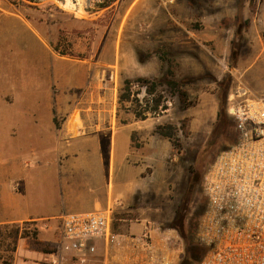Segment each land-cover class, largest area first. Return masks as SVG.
Instances as JSON below:
<instances>
[{
  "label": "rangeland",
  "instance_id": "obj_1",
  "mask_svg": "<svg viewBox=\"0 0 264 264\" xmlns=\"http://www.w3.org/2000/svg\"><path fill=\"white\" fill-rule=\"evenodd\" d=\"M107 1L0 0V191H19L16 173L28 167L29 149L14 146L21 127L42 133L45 111L59 126L60 110L72 108L97 109L105 119L116 108L127 118L154 104L142 98L141 105L136 78H165L170 66L194 104L183 108L165 84L153 93L162 96L154 112L173 127L182 153L145 221L185 251L198 244L204 173L236 139L227 97L239 81L264 82V0ZM120 93L128 98L119 101Z\"/></svg>",
  "mask_w": 264,
  "mask_h": 264
},
{
  "label": "crops",
  "instance_id": "obj_2",
  "mask_svg": "<svg viewBox=\"0 0 264 264\" xmlns=\"http://www.w3.org/2000/svg\"><path fill=\"white\" fill-rule=\"evenodd\" d=\"M4 47L0 45V50ZM244 85L252 95L264 96V82ZM60 112L66 118L57 126L53 114L45 111L42 133L29 126L20 128L14 146L29 149L28 167H19L16 173L19 191H0V224L19 223L26 230L34 226L37 238L57 246L63 213L109 209L110 241L92 240L95 251L83 264H107L120 246L136 252L131 238L143 243L149 237L159 245L160 237L145 217L150 207L157 206L159 191H169L168 173L179 170L176 161L182 153L156 131L162 124L159 114L148 112L141 119L128 110V117L122 118V110L115 108L105 119L97 109ZM55 256L31 246L29 237H19L12 264H53ZM71 258L66 254L62 264H71Z\"/></svg>",
  "mask_w": 264,
  "mask_h": 264
},
{
  "label": "built area",
  "instance_id": "obj_3",
  "mask_svg": "<svg viewBox=\"0 0 264 264\" xmlns=\"http://www.w3.org/2000/svg\"><path fill=\"white\" fill-rule=\"evenodd\" d=\"M139 86L144 106L154 94L147 92L146 84ZM226 111L236 139L217 152L203 176L206 204L195 238L204 253L190 264H264V96L252 95L239 81L227 97ZM60 219L61 240L53 264H62L69 253L71 264H83L95 251L92 240L110 241L109 209L63 213ZM161 238L159 245L149 237L143 243L131 238L137 251L119 245L107 264H178L184 251Z\"/></svg>",
  "mask_w": 264,
  "mask_h": 264
},
{
  "label": "trees",
  "instance_id": "obj_4",
  "mask_svg": "<svg viewBox=\"0 0 264 264\" xmlns=\"http://www.w3.org/2000/svg\"><path fill=\"white\" fill-rule=\"evenodd\" d=\"M109 1H107L106 4H109L108 3ZM54 50H56V48H54ZM158 51L163 52L161 48L157 49V52ZM58 52L60 54H67V52H64V51H58ZM159 58L162 61H167V58L165 57V53L159 54ZM165 72L167 75V77L165 78L148 79L147 77H138L136 78V81L140 82L141 84H146L147 92L152 93V94L154 93L158 85L165 84L173 94H176L178 96L179 102L181 103L183 108L192 106L194 104V101L190 99L189 92L184 87L185 79L179 80V79L173 78L174 73L170 66L166 68ZM130 83H131V80L126 79L124 81L125 86L123 88L125 90H129ZM161 97H162L161 95H158L157 97L154 95L152 99L154 104L152 106L148 105L145 108V110H149V112H154V110L160 104ZM127 98H128V94L120 93L119 101H122ZM134 114H135V117L142 119L146 117L147 112L144 110L142 111L135 110ZM172 130H173V127L171 125L159 124L156 127V131L168 137L170 141L172 142V144L177 148V144L174 141V133ZM23 224L25 225V222ZM19 237H29L31 246L40 248L43 251L54 252L56 250L55 244L37 238V230L35 228L31 230L30 229L29 230L20 229L19 223L0 224V259H1L2 264H12L13 252L15 250L16 242ZM187 244L188 243L185 244V251L178 264H190L194 261H198L200 257L202 256V254L204 253V248L201 245L195 244L192 242L189 243L188 245Z\"/></svg>",
  "mask_w": 264,
  "mask_h": 264
},
{
  "label": "bare ground",
  "instance_id": "obj_5",
  "mask_svg": "<svg viewBox=\"0 0 264 264\" xmlns=\"http://www.w3.org/2000/svg\"><path fill=\"white\" fill-rule=\"evenodd\" d=\"M13 36H15V34H13ZM16 37H20V38H26L27 37V35L26 34H24V36H23V34L21 33V36L19 35V33H17V35H16ZM11 69V68H10ZM24 71V70H23ZM25 92V91H24Z\"/></svg>",
  "mask_w": 264,
  "mask_h": 264
}]
</instances>
